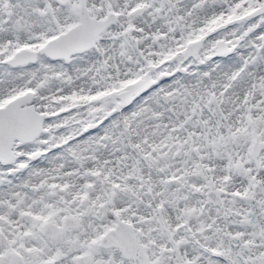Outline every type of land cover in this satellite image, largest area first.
I'll return each instance as SVG.
<instances>
[{"label": "snow or ice", "instance_id": "snow-or-ice-1", "mask_svg": "<svg viewBox=\"0 0 264 264\" xmlns=\"http://www.w3.org/2000/svg\"><path fill=\"white\" fill-rule=\"evenodd\" d=\"M0 264H264V0H0Z\"/></svg>", "mask_w": 264, "mask_h": 264}]
</instances>
